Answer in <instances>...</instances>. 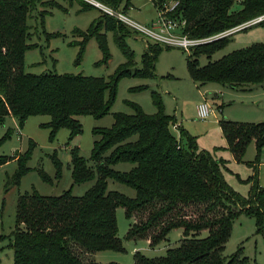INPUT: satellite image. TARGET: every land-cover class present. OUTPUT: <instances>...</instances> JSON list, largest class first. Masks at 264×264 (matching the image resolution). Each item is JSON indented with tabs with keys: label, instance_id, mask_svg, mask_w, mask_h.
Masks as SVG:
<instances>
[{
	"label": "trees",
	"instance_id": "1",
	"mask_svg": "<svg viewBox=\"0 0 264 264\" xmlns=\"http://www.w3.org/2000/svg\"><path fill=\"white\" fill-rule=\"evenodd\" d=\"M39 1L0 0V123L13 115L22 126L31 115L47 114L51 120L45 125L51 129V139L66 127L71 131L69 139L72 140L83 130L78 116L91 114L102 118L111 112L122 78L156 77V62L164 44L147 42L142 66L133 70L135 53L125 39L133 33L130 26L103 12L87 30H74L83 39L72 44L80 46L77 58L80 64L88 42L95 37L103 52L98 63L108 62L111 52L107 33L112 31L127 61L108 79L83 73L26 72V52L36 46L28 42L32 34L28 20ZM98 1L118 9L124 0ZM151 1L159 11L178 1L167 15L179 20L181 32L192 38L214 36L264 15V0ZM82 2L84 9L93 6ZM43 4L57 5L53 1H43ZM46 13L42 11L43 19ZM229 39L230 36L221 37L190 50L188 69L192 78L198 83L218 82L234 88L262 83V43L200 65L202 54L211 55ZM153 98L158 107L156 113H146L139 104L130 102L134 113L115 112L112 126L94 128V133L101 135L94 142L91 154L95 168L80 154L78 146L71 149L75 183L98 175L94 186L85 194L77 196L67 190L50 196L34 190L19 195L11 243L14 264H119L91 259L97 251L124 250L117 219L119 207L125 208L127 218L134 219L126 235L128 239H147L151 246H156L174 229H181L183 233L180 244L168 248L164 256L149 258L136 252L135 264H258L243 255L241 249L230 256L223 254L234 221L242 213L255 217L256 232L264 237V186L259 183L258 173L249 178L252 181L249 195L238 194L225 178L226 160L216 158L210 151L199 150L196 138L182 127L180 137H176L171 130L178 123L176 116L165 112L159 92L154 91ZM220 126L237 161L243 160L251 142H255L259 154L262 151L264 122L223 118ZM35 144L31 141L29 148L17 156L0 155V166L17 158L18 183L30 171L28 162ZM52 157L57 177L61 178L63 162L57 153ZM120 162H131L134 166L126 172L112 167ZM41 175L44 180H51L43 170ZM109 178L134 188L135 197L109 190ZM203 232L208 235L201 237Z\"/></svg>",
	"mask_w": 264,
	"mask_h": 264
},
{
	"label": "rangeland",
	"instance_id": "2",
	"mask_svg": "<svg viewBox=\"0 0 264 264\" xmlns=\"http://www.w3.org/2000/svg\"><path fill=\"white\" fill-rule=\"evenodd\" d=\"M43 1H53L56 6L44 5ZM91 2L90 0H82ZM81 0H41L29 17L31 37L29 43L36 44L25 55V71L32 73H83L88 76L109 78L118 67L127 61L126 56L118 47L114 33H107L111 58L108 62L99 64L103 52L97 39L91 38L86 46L81 63L77 64L80 46L72 44L81 41L83 36L75 32L76 28L87 30L104 9L97 5L84 9ZM92 3V2H91ZM126 4L129 5L126 8ZM42 11H46L44 19ZM117 11L145 26H151L159 17V10L151 0H124ZM132 34L126 36V42L135 53V64L132 69L142 66V55L147 42L156 41L142 32L136 33L130 26ZM60 33L59 35H52ZM50 34L52 36H50ZM264 44V23L254 24L239 30L230 36L226 45L211 55L202 54L199 57L201 66L219 60L230 52L251 46ZM190 51L177 46H162L156 62V77L127 76L120 80L118 93L111 112L102 118L91 114L80 115L77 118L82 124V132L72 140L69 139L70 129L61 128L56 137L51 139V129L45 123L51 120L47 114L31 115L21 126L18 118L8 115L0 123V155L17 156L25 152L30 142L34 141L33 154L28 162L30 171L17 182L16 173L19 168L17 158H11L0 166V264H14V249L11 246L13 231L16 227L17 201L20 194L33 193L34 190L43 195L56 196L67 190L74 195L85 194L94 186L98 175L81 183L73 179L71 149L78 146L80 154L88 159V164L95 168L91 159L94 142L101 138L94 133L96 127H110L114 123L113 113H134L130 102L139 104L146 113L153 114L158 107L153 98V92L161 94L164 110L167 114L176 116L178 123L197 140L199 150L210 151L216 158L226 160L225 178L230 186L241 196L250 193L252 181L249 178L258 173L259 183L264 186V147L260 154L255 142H251L242 161H237L230 149L220 120L227 118L245 122H264V81L260 84H250L245 88H234L218 82L198 83L190 75L188 55ZM146 86L144 89H134ZM207 102L213 112L207 119L198 116V105ZM180 127V126H179ZM21 130V135L17 131ZM176 137H180V129L171 128ZM112 149L104 156L110 155ZM57 153L63 162L62 177H57V168L52 155ZM260 155V160H257ZM256 163V165H254ZM134 164L120 162L112 167L119 171H129ZM41 170L51 178L43 179ZM108 189L119 191L127 196L135 197L136 190L127 184L108 179ZM146 216V215H145ZM119 236L123 240L124 250H102L92 253L91 259L100 263L117 262L119 264H135V253L156 258L164 256L168 248L180 244L183 236L181 229L172 230L162 243L151 246L147 239H128L127 232L134 219L126 216L123 207L117 209ZM255 217L246 213L240 214L234 221L233 230L223 254L230 256L242 250L249 256L251 262L264 264V237L256 232ZM203 232L201 237L207 236Z\"/></svg>",
	"mask_w": 264,
	"mask_h": 264
},
{
	"label": "built area",
	"instance_id": "3",
	"mask_svg": "<svg viewBox=\"0 0 264 264\" xmlns=\"http://www.w3.org/2000/svg\"><path fill=\"white\" fill-rule=\"evenodd\" d=\"M91 4L97 5L104 9V12H107L111 15H114L118 19L125 22L127 25L134 27V29L138 30L139 32L144 33L152 37L156 42L162 43L168 46H177L185 49L186 51H190L193 47L213 41L215 39L221 37L231 36L235 32L242 30L248 26L254 25L259 23L260 21L264 20V15L259 16L255 19L242 23L240 25L234 26L232 28L226 29L214 36L205 37V38H192L188 34H184L181 32V24L179 20L170 17L167 15L168 12L174 10V8L178 5V1L171 2L167 4L164 9L159 11V17L152 23L151 26H145L136 21L130 19L125 14L117 11L111 6H108L98 0H90ZM213 112L212 107L207 103H201L198 105V116L201 119H207L211 113ZM180 124L175 123L173 125L174 128L179 129ZM18 135H21V130L17 131Z\"/></svg>",
	"mask_w": 264,
	"mask_h": 264
},
{
	"label": "crops",
	"instance_id": "4",
	"mask_svg": "<svg viewBox=\"0 0 264 264\" xmlns=\"http://www.w3.org/2000/svg\"><path fill=\"white\" fill-rule=\"evenodd\" d=\"M177 121H178V120H177ZM178 122H179V121H178ZM180 127H181V125H180ZM180 127H179V128H180Z\"/></svg>",
	"mask_w": 264,
	"mask_h": 264
}]
</instances>
